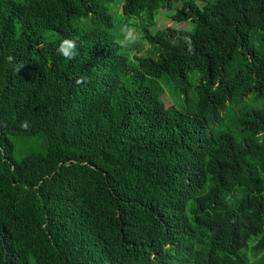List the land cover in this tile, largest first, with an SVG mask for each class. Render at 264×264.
Wrapping results in <instances>:
<instances>
[{
    "label": "trees",
    "instance_id": "1",
    "mask_svg": "<svg viewBox=\"0 0 264 264\" xmlns=\"http://www.w3.org/2000/svg\"><path fill=\"white\" fill-rule=\"evenodd\" d=\"M0 264H264V0H0Z\"/></svg>",
    "mask_w": 264,
    "mask_h": 264
},
{
    "label": "rangeland",
    "instance_id": "2",
    "mask_svg": "<svg viewBox=\"0 0 264 264\" xmlns=\"http://www.w3.org/2000/svg\"><path fill=\"white\" fill-rule=\"evenodd\" d=\"M180 2L175 3L171 9H161L158 17H157V23L153 28H158V27H167V26H174V27H187L188 24L187 22H175L171 18V14L174 12V9L179 6ZM119 11H121V8L119 7ZM118 17V16H117ZM114 34L117 36V40L119 38V31L118 30H112ZM259 43H263L262 40L259 41ZM257 44V42H256ZM141 50L140 52L136 51L138 55L141 56H153L154 53L150 47L149 44L145 42H141ZM131 55L133 56V51H131ZM162 99L163 100H171L170 93L168 92L167 89H164V92L162 94ZM172 102L177 104L178 101H175V99L172 98ZM16 143V148L18 152L16 153L15 157L19 158L20 154L26 152L27 150H32L34 152H41L42 151V143L43 139L40 135H35L30 138H13Z\"/></svg>",
    "mask_w": 264,
    "mask_h": 264
},
{
    "label": "clouds",
    "instance_id": "3",
    "mask_svg": "<svg viewBox=\"0 0 264 264\" xmlns=\"http://www.w3.org/2000/svg\"><path fill=\"white\" fill-rule=\"evenodd\" d=\"M119 33L123 37V40H121L120 43L123 44L127 42L128 44H132L136 42L137 31L132 21L122 23L119 27ZM76 49V41L72 38L65 37L63 40H61L57 51L64 58L71 60L74 59L77 55ZM12 59L13 58L11 56L8 57L9 61H12ZM22 66L23 65H21V67ZM16 70L19 71V68H17ZM21 126L26 127L27 121L22 122Z\"/></svg>",
    "mask_w": 264,
    "mask_h": 264
}]
</instances>
